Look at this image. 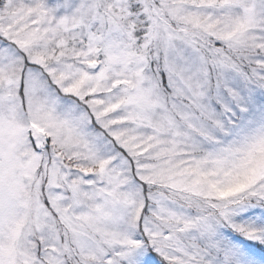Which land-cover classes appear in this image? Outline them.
Here are the masks:
<instances>
[{
    "label": "snow or ice",
    "instance_id": "obj_1",
    "mask_svg": "<svg viewBox=\"0 0 264 264\" xmlns=\"http://www.w3.org/2000/svg\"><path fill=\"white\" fill-rule=\"evenodd\" d=\"M0 264H264V0H0Z\"/></svg>",
    "mask_w": 264,
    "mask_h": 264
}]
</instances>
